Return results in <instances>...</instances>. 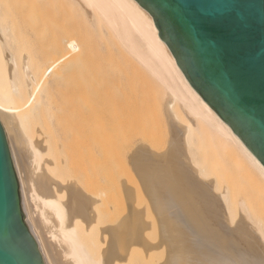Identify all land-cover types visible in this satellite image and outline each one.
Returning <instances> with one entry per match:
<instances>
[{"label": "bare ground", "instance_id": "6f19581e", "mask_svg": "<svg viewBox=\"0 0 264 264\" xmlns=\"http://www.w3.org/2000/svg\"><path fill=\"white\" fill-rule=\"evenodd\" d=\"M98 33L164 93L169 151L132 133L144 122L139 98L120 102L117 118L89 114L85 127L69 124L65 96L91 101L110 85L127 92L126 79L103 64ZM19 34L36 47L19 50ZM0 121L45 264H264V220L232 185L201 178L210 170L195 146L215 145L263 180L264 165L192 87L137 0H0ZM125 155L158 220L156 243L128 210V179L115 172Z\"/></svg>", "mask_w": 264, "mask_h": 264}, {"label": "water", "instance_id": "95a60500", "mask_svg": "<svg viewBox=\"0 0 264 264\" xmlns=\"http://www.w3.org/2000/svg\"><path fill=\"white\" fill-rule=\"evenodd\" d=\"M192 87L264 165V0H137ZM0 264H45L0 121Z\"/></svg>", "mask_w": 264, "mask_h": 264}, {"label": "rangeland", "instance_id": "374dc122", "mask_svg": "<svg viewBox=\"0 0 264 264\" xmlns=\"http://www.w3.org/2000/svg\"><path fill=\"white\" fill-rule=\"evenodd\" d=\"M67 13L69 12L64 2V15ZM84 24L86 25L87 23L84 22ZM94 37L97 45L101 48L103 64L116 69L118 75L125 78L129 83V85H126L127 92L124 93V91L118 89L117 86L110 85L92 99L94 101L93 103H91L92 100H85V97L79 95L74 97L65 96L64 101L67 103L66 116L69 124L71 126L75 125L77 129L85 127L86 117L89 116V114L96 115L97 117L105 116L107 118H117L119 111L122 110L124 106L120 104V102H125L126 100L133 101L134 98H139L143 108L142 116L145 114L142 117L144 122L143 126L139 127V129H134L132 133L137 136V138L146 142L145 144H148V147L151 146L155 151H169L172 145H174L175 140L173 137V130L170 127L164 108V93L146 72L134 62L122 56L116 46L109 43L105 36L98 33L94 34ZM15 39L16 47L19 50H24V52L32 51V49L36 47L32 36L27 37L24 34H19ZM87 68H90V66ZM80 74L81 73H76L73 75L70 81H77ZM67 87H69V85ZM68 104L71 106L70 110L68 109ZM203 142L204 141L201 139L198 140L195 150L198 153V157L210 170V174L207 177L201 176V178L207 182L217 179L223 182V184L228 183L229 186L232 185L231 189H234L233 194L235 199H247L249 203L248 206H250L249 208H251L250 210H252L251 212L253 215L264 220V180L259 176V172L253 167V171L251 169L247 171L240 168L235 163L237 156L230 155L229 152L217 149L218 147H215V145H204ZM134 149L135 147H132L131 151ZM117 151H119V148ZM129 160V157L126 155L117 158L115 172L117 176L128 179L130 186V203L128 210L131 213H136L142 218L145 224L144 238L148 239L151 243H156L158 239H162L158 220L152 210L148 195L142 187V182L138 178L139 175L133 171ZM253 176H255V180L252 179ZM117 202L118 206L122 209L123 204L119 196H117ZM239 217L240 216H238V218ZM158 252L159 258L162 256V260H164L165 245L161 247Z\"/></svg>", "mask_w": 264, "mask_h": 264}]
</instances>
